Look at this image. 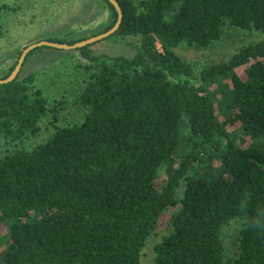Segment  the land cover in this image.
Returning a JSON list of instances; mask_svg holds the SVG:
<instances>
[{
	"label": "trees",
	"instance_id": "1",
	"mask_svg": "<svg viewBox=\"0 0 264 264\" xmlns=\"http://www.w3.org/2000/svg\"><path fill=\"white\" fill-rule=\"evenodd\" d=\"M118 2L107 38H138L132 55L68 50L78 120L55 122L67 98L37 71L0 83V264H142L167 212L151 264H264V37L203 66L175 51L264 34V0Z\"/></svg>",
	"mask_w": 264,
	"mask_h": 264
},
{
	"label": "rangeland",
	"instance_id": "2",
	"mask_svg": "<svg viewBox=\"0 0 264 264\" xmlns=\"http://www.w3.org/2000/svg\"><path fill=\"white\" fill-rule=\"evenodd\" d=\"M8 3L13 10L5 15L4 34L0 36V76L19 58V52L30 43L46 39L48 36H62L66 39L90 37L103 32L111 22L112 11L103 0H0ZM264 37V34L242 33L234 37L223 38L211 47L204 49L177 47L175 51L198 66L213 62L225 61L241 46ZM138 38H103L91 43L95 54L132 55L134 44ZM68 50L53 47L35 48L27 54L21 75L37 71L40 84L49 99H63L55 122L67 124L79 118V106L76 103L80 84V73L73 67ZM75 54L80 55L78 51ZM243 69L239 68L241 71ZM200 84L198 76L191 79ZM54 117L47 115L41 121V133L34 141L49 136L52 131ZM170 213H165L156 233L146 245L142 264H151L153 245L168 230ZM239 220L230 222L224 230V238L228 248L232 246ZM5 228H2L4 232Z\"/></svg>",
	"mask_w": 264,
	"mask_h": 264
},
{
	"label": "water",
	"instance_id": "3",
	"mask_svg": "<svg viewBox=\"0 0 264 264\" xmlns=\"http://www.w3.org/2000/svg\"><path fill=\"white\" fill-rule=\"evenodd\" d=\"M109 1L115 6L117 13H118L117 20L111 28H109L106 31H103L101 33H98L96 35L81 39V40L73 42V43L59 42V41H54V40H49V39H41L39 41L30 43L29 45H27L23 49L22 53L20 54V56L18 58L16 65L13 68V70L11 71V73L5 78H0V83H6V82L14 80L18 76V74L20 73L23 62H24L27 54L31 50H33L37 47L46 45V46L55 47L58 49L71 50V49H76L78 47H82L85 45H89L95 41L106 38L109 35H111L112 33H114L119 28V26L122 22L123 12H122V8H121L118 0H109Z\"/></svg>",
	"mask_w": 264,
	"mask_h": 264
}]
</instances>
